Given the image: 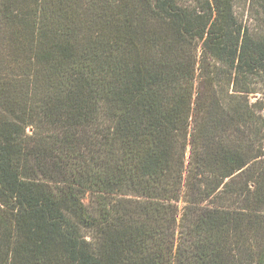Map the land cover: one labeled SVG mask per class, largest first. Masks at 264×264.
Returning a JSON list of instances; mask_svg holds the SVG:
<instances>
[{"label":"trees","instance_id":"1","mask_svg":"<svg viewBox=\"0 0 264 264\" xmlns=\"http://www.w3.org/2000/svg\"><path fill=\"white\" fill-rule=\"evenodd\" d=\"M0 0V264H264V0Z\"/></svg>","mask_w":264,"mask_h":264},{"label":"rangeland","instance_id":"2","mask_svg":"<svg viewBox=\"0 0 264 264\" xmlns=\"http://www.w3.org/2000/svg\"><path fill=\"white\" fill-rule=\"evenodd\" d=\"M237 1V6H238V12L242 13V10L244 9V1L245 0H236Z\"/></svg>","mask_w":264,"mask_h":264}]
</instances>
